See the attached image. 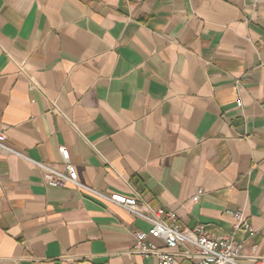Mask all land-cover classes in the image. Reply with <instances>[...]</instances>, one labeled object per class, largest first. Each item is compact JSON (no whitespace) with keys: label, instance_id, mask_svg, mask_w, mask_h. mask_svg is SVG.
<instances>
[{"label":"crops","instance_id":"obj_1","mask_svg":"<svg viewBox=\"0 0 264 264\" xmlns=\"http://www.w3.org/2000/svg\"><path fill=\"white\" fill-rule=\"evenodd\" d=\"M0 130L21 153L0 152V264H160L133 252L150 224L97 192L233 235L258 264L264 0H0ZM60 146L89 188L32 162L63 168Z\"/></svg>","mask_w":264,"mask_h":264},{"label":"built area","instance_id":"obj_2","mask_svg":"<svg viewBox=\"0 0 264 264\" xmlns=\"http://www.w3.org/2000/svg\"><path fill=\"white\" fill-rule=\"evenodd\" d=\"M6 135L0 130V152H17L6 142ZM63 158V168L50 163L33 161L42 171L44 179L52 186H67L69 183L83 186L78 179V171L71 161L70 151L65 146H60ZM23 156V155H22ZM31 160V159H30ZM102 197L120 205L125 210L147 221L148 230H137L134 233L135 244L133 252L158 258L160 264H179V253L157 246L148 239L149 236L162 239L167 247H184L182 255L186 258L198 260V264H243V244L238 242L233 235L211 236L206 232L205 226L200 224L194 228L184 227L176 213L166 211L163 207H153L139 197L128 196L121 193L105 195L97 192ZM198 195L193 197L197 201ZM235 219V229H244L253 232L252 225L244 209L229 210ZM187 245H192L193 250ZM258 264H264V259L257 257Z\"/></svg>","mask_w":264,"mask_h":264}]
</instances>
